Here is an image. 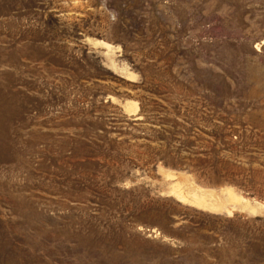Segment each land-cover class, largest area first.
Returning <instances> with one entry per match:
<instances>
[{"label":"rangeland","instance_id":"rangeland-1","mask_svg":"<svg viewBox=\"0 0 264 264\" xmlns=\"http://www.w3.org/2000/svg\"><path fill=\"white\" fill-rule=\"evenodd\" d=\"M0 264H264V0H0Z\"/></svg>","mask_w":264,"mask_h":264},{"label":"bare ground","instance_id":"bare-ground-1","mask_svg":"<svg viewBox=\"0 0 264 264\" xmlns=\"http://www.w3.org/2000/svg\"><path fill=\"white\" fill-rule=\"evenodd\" d=\"M191 197H192L191 199H200V200H202V201H205L204 197H199V196H197V195H193V196H191Z\"/></svg>","mask_w":264,"mask_h":264}]
</instances>
